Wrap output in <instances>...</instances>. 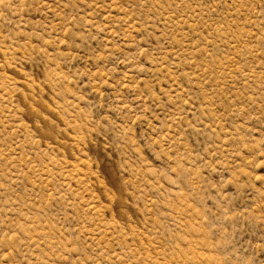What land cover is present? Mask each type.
I'll use <instances>...</instances> for the list:
<instances>
[{
  "label": "rangeland",
  "instance_id": "374dc122",
  "mask_svg": "<svg viewBox=\"0 0 264 264\" xmlns=\"http://www.w3.org/2000/svg\"><path fill=\"white\" fill-rule=\"evenodd\" d=\"M0 264H264V0H0Z\"/></svg>",
  "mask_w": 264,
  "mask_h": 264
}]
</instances>
